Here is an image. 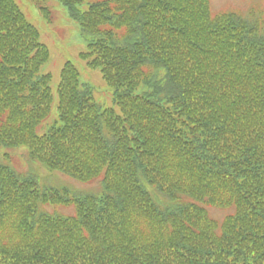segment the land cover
I'll list each match as a JSON object with an SVG mask.
<instances>
[{
  "label": "trees",
  "instance_id": "obj_1",
  "mask_svg": "<svg viewBox=\"0 0 264 264\" xmlns=\"http://www.w3.org/2000/svg\"><path fill=\"white\" fill-rule=\"evenodd\" d=\"M59 1L120 109L67 62L59 118L39 134L50 51L0 0V146L102 185L76 195L0 163V264H264V31L209 0ZM49 201L76 213L50 215ZM208 204L234 212L219 223Z\"/></svg>",
  "mask_w": 264,
  "mask_h": 264
},
{
  "label": "rangeland",
  "instance_id": "obj_2",
  "mask_svg": "<svg viewBox=\"0 0 264 264\" xmlns=\"http://www.w3.org/2000/svg\"><path fill=\"white\" fill-rule=\"evenodd\" d=\"M30 19L40 30L41 41L47 44L51 50V60L44 67V72L52 74L51 88L54 101L49 118L38 127V133L43 134L49 130L52 123L58 119V85L61 80V69L66 61H72L80 72V81L84 86L92 88L96 100L104 107H114L119 111L115 103L114 89L103 78L100 68L89 67L86 60L80 57V53L87 51L88 43L81 33L78 22L70 15L68 7L58 0H48L53 12L52 20L41 13L34 0H16ZM213 13L223 11L239 10L240 12L258 11L264 13V0H211ZM264 16V15H263ZM7 160L19 173L35 172L39 174L43 184L49 186H66L83 192H99L101 189L100 179L92 178L87 181H79L70 175L60 171H54L38 161H31L28 157L27 147L0 146V158ZM53 212L63 215L75 213V206L56 205L51 206ZM212 218L222 221L224 217L232 212V209H220L209 207Z\"/></svg>",
  "mask_w": 264,
  "mask_h": 264
}]
</instances>
